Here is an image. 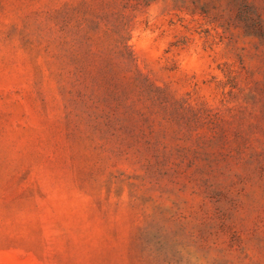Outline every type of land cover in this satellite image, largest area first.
<instances>
[{
  "label": "rangeland",
  "instance_id": "1",
  "mask_svg": "<svg viewBox=\"0 0 264 264\" xmlns=\"http://www.w3.org/2000/svg\"><path fill=\"white\" fill-rule=\"evenodd\" d=\"M0 264H264V0H0Z\"/></svg>",
  "mask_w": 264,
  "mask_h": 264
}]
</instances>
